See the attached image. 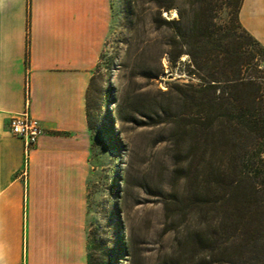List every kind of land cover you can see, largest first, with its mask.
<instances>
[{"label":"crops","instance_id":"obj_1","mask_svg":"<svg viewBox=\"0 0 264 264\" xmlns=\"http://www.w3.org/2000/svg\"><path fill=\"white\" fill-rule=\"evenodd\" d=\"M111 21V0H0V264H89L88 91ZM240 21L264 46V0ZM28 106L44 132L25 171L9 123Z\"/></svg>","mask_w":264,"mask_h":264},{"label":"trees","instance_id":"obj_2","mask_svg":"<svg viewBox=\"0 0 264 264\" xmlns=\"http://www.w3.org/2000/svg\"><path fill=\"white\" fill-rule=\"evenodd\" d=\"M150 1L155 30L172 29L170 61L189 55L188 73L201 80L177 86L166 105L147 115L148 125L168 126L174 164L165 209L176 221L175 237L156 264H264V77L242 72L258 64L253 54L242 55L240 39L264 46L240 21L243 0L219 4L241 34L219 10L214 14L212 0H184L192 15L180 8L172 20L163 12L180 0ZM88 257L97 264L91 246Z\"/></svg>","mask_w":264,"mask_h":264},{"label":"rangeland","instance_id":"obj_3","mask_svg":"<svg viewBox=\"0 0 264 264\" xmlns=\"http://www.w3.org/2000/svg\"><path fill=\"white\" fill-rule=\"evenodd\" d=\"M221 3L212 0L214 14L219 10L231 31L241 34ZM111 7L110 32L90 95V246L97 264H156L175 237L176 221L165 209L174 164L168 126L148 125L147 115L166 105L177 86L201 80L188 73L189 55L170 61L172 29L155 30L156 7L150 0H111ZM180 8L192 15V7L180 0L163 16L179 19ZM240 40L242 55L253 54L258 64L245 65L242 72L264 77V48L243 36Z\"/></svg>","mask_w":264,"mask_h":264},{"label":"built area","instance_id":"obj_4","mask_svg":"<svg viewBox=\"0 0 264 264\" xmlns=\"http://www.w3.org/2000/svg\"><path fill=\"white\" fill-rule=\"evenodd\" d=\"M9 127L11 133L24 142L26 171L31 153L38 146L40 137L44 132L43 127L39 120L31 114L29 106L11 116Z\"/></svg>","mask_w":264,"mask_h":264}]
</instances>
